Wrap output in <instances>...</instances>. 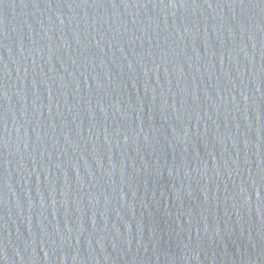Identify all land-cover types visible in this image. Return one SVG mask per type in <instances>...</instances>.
I'll return each instance as SVG.
<instances>
[{"label":"water","instance_id":"obj_1","mask_svg":"<svg viewBox=\"0 0 264 264\" xmlns=\"http://www.w3.org/2000/svg\"><path fill=\"white\" fill-rule=\"evenodd\" d=\"M0 264H264V0H0Z\"/></svg>","mask_w":264,"mask_h":264}]
</instances>
